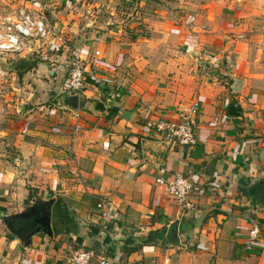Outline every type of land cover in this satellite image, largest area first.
I'll list each match as a JSON object with an SVG mask.
<instances>
[{"label":"crops","instance_id":"1","mask_svg":"<svg viewBox=\"0 0 264 264\" xmlns=\"http://www.w3.org/2000/svg\"><path fill=\"white\" fill-rule=\"evenodd\" d=\"M91 11L47 6L77 37L87 82L78 111L60 109L67 54L56 56L54 104L32 113L13 155L0 143V264H69L77 249L111 264H264V206L240 193L242 180H264V0H94ZM195 101L196 147L147 129ZM160 171L203 189L194 210L155 183ZM33 191L35 205L54 199V237L34 235L24 249L2 217L27 210ZM253 219L262 248L249 253ZM172 225L175 244L165 241Z\"/></svg>","mask_w":264,"mask_h":264},{"label":"built area","instance_id":"2","mask_svg":"<svg viewBox=\"0 0 264 264\" xmlns=\"http://www.w3.org/2000/svg\"><path fill=\"white\" fill-rule=\"evenodd\" d=\"M57 3L73 13L85 11L90 16L94 0H23L20 6L7 14L0 15V57L26 58L25 56L48 51L51 48L62 49L64 54H67V58L66 76L61 89L66 93H81L87 82L85 60L78 49L66 43L62 33L54 31L47 16V6ZM96 55H101V52L97 51ZM199 112L200 102L195 101L179 120L147 121L146 127L150 131L157 132L168 142L183 147H196L199 143L196 135V117ZM155 183L175 200L177 207L182 210H194L196 207L192 196L203 191L192 177L183 174L167 176L165 171H160ZM97 209L100 211L101 219L104 221L109 219L105 199L99 201ZM262 232L260 223L253 219L244 242L247 252H253L257 247L262 248L260 244ZM68 261L69 264H111L108 257L104 255L97 257L94 251L88 249L75 250Z\"/></svg>","mask_w":264,"mask_h":264},{"label":"rangeland","instance_id":"3","mask_svg":"<svg viewBox=\"0 0 264 264\" xmlns=\"http://www.w3.org/2000/svg\"><path fill=\"white\" fill-rule=\"evenodd\" d=\"M20 2L21 0H0V15L7 14L15 7L20 6ZM170 9L171 12L174 11L173 8ZM125 11L127 10L124 8L123 12ZM47 16L54 31L57 30L60 34L62 33L65 36L66 43H72L73 46L77 37H71L66 24L60 22L59 25L58 20L56 21L49 12H47ZM232 22L230 26L235 24L234 22L232 24ZM230 40H235V38H230ZM61 55H64L62 49L51 48L48 51L44 50L41 53L25 56L26 58L18 56L0 57V132H3V134H0V143L4 144L3 153L5 155L14 154L13 143L16 142L15 138L21 134L26 122L31 121L30 116L43 106L47 107L52 103L54 104L55 101L51 103L48 95L56 94L53 90L56 87L53 81L60 83L58 73L64 71L63 68H60L56 73L59 63H55L54 60L58 59L56 56L60 57ZM23 61L29 63V67L31 66L29 71L21 72ZM54 98H56V95ZM23 135L26 136L24 133ZM31 193L37 198L38 193L36 191ZM31 202V200H28L27 207L32 205ZM94 262L96 263V259Z\"/></svg>","mask_w":264,"mask_h":264},{"label":"trees","instance_id":"4","mask_svg":"<svg viewBox=\"0 0 264 264\" xmlns=\"http://www.w3.org/2000/svg\"><path fill=\"white\" fill-rule=\"evenodd\" d=\"M30 68L31 66L29 67V63L23 61L21 72L29 71ZM243 184L244 181L242 180L240 185V193L249 197L253 206H264V180L247 189L243 187ZM33 198H35V196L30 193L29 200H32ZM44 211L45 209H40L39 215H43ZM250 216L254 217L253 214H250ZM35 217L36 215L31 217H22L15 214L2 217V220L9 231L10 238H22L23 240H28L31 239L33 234H36V231L39 228V225L34 224ZM164 234H166V230H162L161 232L157 231L151 233L149 235V239L157 237L164 239ZM177 234V225H172L167 236L165 237V241L171 242L173 244L177 243ZM75 248L77 249V247Z\"/></svg>","mask_w":264,"mask_h":264},{"label":"water","instance_id":"5","mask_svg":"<svg viewBox=\"0 0 264 264\" xmlns=\"http://www.w3.org/2000/svg\"><path fill=\"white\" fill-rule=\"evenodd\" d=\"M60 99L58 100V106L60 109L70 110L73 112H77L79 108V93L77 92H70L66 93L62 89L59 90ZM36 199L32 200V207L29 209V211L25 210L24 212L18 214V216L27 217L29 215H36L34 219V224L39 225V228L36 231V234H33L31 236V239H28L26 241H21V245L24 249L31 247L32 245V237L34 235H38L40 233L46 235L49 238L54 237V230L52 226V217H51V207L52 204H54V199L43 201L44 204L47 205L46 210L43 212V215H39V210L37 209V206L35 205Z\"/></svg>","mask_w":264,"mask_h":264},{"label":"flooded vegetation","instance_id":"6","mask_svg":"<svg viewBox=\"0 0 264 264\" xmlns=\"http://www.w3.org/2000/svg\"><path fill=\"white\" fill-rule=\"evenodd\" d=\"M36 206H37V209L40 211V209H45L46 210V207H47V205L46 204H44L43 202H41V201H38L37 203H36ZM32 207V205L29 207V208H27V211H29V209ZM31 216H34V214H32V215H29V216H27V217H31Z\"/></svg>","mask_w":264,"mask_h":264}]
</instances>
